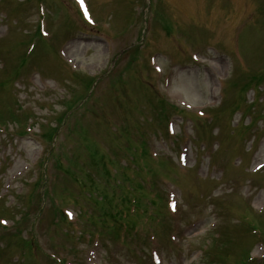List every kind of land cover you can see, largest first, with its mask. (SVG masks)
<instances>
[{
	"label": "rangeland",
	"instance_id": "1",
	"mask_svg": "<svg viewBox=\"0 0 264 264\" xmlns=\"http://www.w3.org/2000/svg\"><path fill=\"white\" fill-rule=\"evenodd\" d=\"M38 1L0 0V264H264V0Z\"/></svg>",
	"mask_w": 264,
	"mask_h": 264
},
{
	"label": "trees",
	"instance_id": "2",
	"mask_svg": "<svg viewBox=\"0 0 264 264\" xmlns=\"http://www.w3.org/2000/svg\"><path fill=\"white\" fill-rule=\"evenodd\" d=\"M261 76L260 77H257V79L255 80V82L256 83H259L260 81H261ZM251 82H253V81H251ZM92 84L91 85H93L94 83H95V81H92L91 82ZM247 87H248V85L247 86H245V88L244 89H242L243 91L242 92H245V90L247 89ZM14 116V118L16 117L15 115H13ZM0 124H3V123H0ZM1 127H3V126H1ZM255 231V230H254ZM263 235V234H262ZM264 236V235H263ZM25 244L27 245V246H29V249L31 250L32 249V244H30L29 242H25ZM219 248V251H221V250H223V252H221L220 253V255H219V258H220V260L221 261H224V262H226V260H227V258H229L230 257V250L232 249L231 247H229V246H224V245H222V243L221 242H219L218 244H216L214 247H212L210 250H209V252L207 253L206 252V258H208V254L209 253H213L216 249H218ZM221 249V250H220ZM234 256V255H233ZM241 260H235V262L237 263V264H251L250 263V261H249V253L248 252H245L242 256H241ZM224 264H226V263H224Z\"/></svg>",
	"mask_w": 264,
	"mask_h": 264
}]
</instances>
